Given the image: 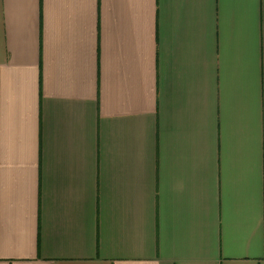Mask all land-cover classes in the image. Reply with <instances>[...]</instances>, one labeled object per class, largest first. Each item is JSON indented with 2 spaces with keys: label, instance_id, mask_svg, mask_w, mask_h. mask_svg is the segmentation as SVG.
I'll return each mask as SVG.
<instances>
[{
  "label": "crops",
  "instance_id": "1",
  "mask_svg": "<svg viewBox=\"0 0 264 264\" xmlns=\"http://www.w3.org/2000/svg\"><path fill=\"white\" fill-rule=\"evenodd\" d=\"M0 264H264V0H0Z\"/></svg>",
  "mask_w": 264,
  "mask_h": 264
}]
</instances>
